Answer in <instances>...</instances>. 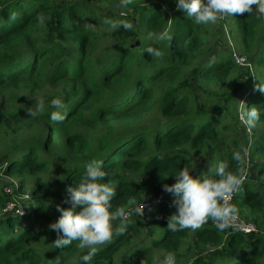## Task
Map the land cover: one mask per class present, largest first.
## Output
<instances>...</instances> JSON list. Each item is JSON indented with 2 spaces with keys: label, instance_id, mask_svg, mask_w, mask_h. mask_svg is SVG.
Returning <instances> with one entry per match:
<instances>
[{
  "label": "trees",
  "instance_id": "obj_1",
  "mask_svg": "<svg viewBox=\"0 0 264 264\" xmlns=\"http://www.w3.org/2000/svg\"><path fill=\"white\" fill-rule=\"evenodd\" d=\"M106 1L0 0V264H83L89 249L56 247L48 225L58 205L70 207L66 189L93 159L115 190L109 212L149 206L142 218L111 221V239L87 264H153L161 252L176 264H264V114L253 132L240 119L242 101L244 110L264 111V18L253 5L251 14L197 25L174 0H135L128 13L101 17L96 3ZM106 18L132 27L110 30ZM157 33L167 37L157 41ZM228 39L251 68L235 63ZM54 97L63 121L49 118ZM41 100L43 112L30 118L27 108ZM242 149L247 156L233 161ZM202 159L209 168L195 169ZM218 162L244 176L231 204L259 233L218 231L211 219L168 231L174 196L163 186L184 167L209 177ZM11 177L18 187L8 194L15 182L2 183ZM26 189L25 214L8 210Z\"/></svg>",
  "mask_w": 264,
  "mask_h": 264
},
{
  "label": "clouds",
  "instance_id": "obj_2",
  "mask_svg": "<svg viewBox=\"0 0 264 264\" xmlns=\"http://www.w3.org/2000/svg\"><path fill=\"white\" fill-rule=\"evenodd\" d=\"M174 2L176 9L184 11L187 17L197 25L214 24L218 16L225 14L234 15L245 12L251 14L254 12L253 5H255L256 16L264 18V0H174ZM130 3L132 0H120L119 6H126ZM104 23L109 25L110 30H116L119 27L127 30L132 27L124 20L114 21L106 18ZM149 36L151 38L152 34L150 33ZM166 37L167 33L155 34L157 41L164 40ZM145 51L151 56L161 55V52L153 47H147ZM234 52L241 56L233 49L232 57ZM246 60L249 66L242 67L251 68L250 62L247 58ZM258 88L261 93H264V84L260 83ZM49 106L55 109L50 112V120L63 121L65 119L60 111L64 108L60 97L52 98ZM43 110L44 102L41 100L34 106L28 107L26 112L30 118H36ZM261 114H264V111H258L256 107H252L242 112L240 119L250 130L255 127ZM247 154V149L234 150L231 158L233 161L241 162ZM102 164V161L96 159L85 163L84 175L78 185L66 189L68 195L62 203L70 207L61 208L58 205L57 211L60 215L55 222L48 225L49 229L57 234V239L54 241L56 247L68 246L72 241H78L81 249L86 247L89 249L80 257L83 264H87L96 254L97 246L111 239L114 231L111 221L119 218L123 225L133 213L142 214L145 207L142 203L132 207L131 210L118 207L114 212H109L115 190L108 183L102 182L106 176ZM227 167L225 162H218L214 170L209 169L212 175L203 178L199 176L194 178L187 167L174 174L175 182L172 185L163 186V191L174 196L171 206L175 208V212L167 218L168 231L177 232L184 229L194 231L208 219L213 221L218 231H223L231 225L237 217L238 209L235 205L229 204L228 199L240 188L244 176L226 171ZM128 204L136 205L135 199L130 198ZM160 264H176L174 254L169 252Z\"/></svg>",
  "mask_w": 264,
  "mask_h": 264
},
{
  "label": "rangeland",
  "instance_id": "obj_3",
  "mask_svg": "<svg viewBox=\"0 0 264 264\" xmlns=\"http://www.w3.org/2000/svg\"><path fill=\"white\" fill-rule=\"evenodd\" d=\"M132 1H135V0H132ZM97 2V1H96ZM96 5H97V9H96V11H97V13L101 16V17H103V16H105V15H107V14H116V13H118V12H125V13H128V12H126V10H125V7L124 6H119L120 5V0H108V1H106L105 3H99V4H97L96 3ZM132 12H135V10H134V8H132L130 11H129V13H132ZM220 18H226V17H228V15H221V16H219ZM233 29V27L232 26H228V28L226 29V34H227V36L229 35L228 33L231 31ZM229 37V36H228ZM228 43H229V45H230V47H231V52H232V50L234 49L236 52H238V49H237V46L235 45V43H234V41L233 40H229L228 39ZM223 44V46H225V42L224 43H222ZM232 45V46H231ZM219 47L220 48H222V45H219ZM248 61L249 62H251L249 59H248ZM242 106H243V101H242V105H241V111L242 112H244L245 110L242 108ZM251 130V132H253V130H252V128L250 129ZM259 130H261V131H263L264 132V129L263 128H261L260 127V129ZM194 158H196V156H194ZM196 163H197V165L195 166V169H200V168H202V166L204 167V168H209V163H206L205 162V160L204 159H202L201 161H199V160H196ZM50 175V174H49ZM190 175H192V176H195L196 175V172H194V170H190ZM33 179H31L30 181H29V188H31L32 187V185H33V181H32ZM13 182H15V184H14V187H11V188H8V190H7V193L8 194H11L12 192H13V190L14 189H16L17 187H18V183H17V181H16V179L14 178V177H11V178H6V179H3V183L2 184H9V183H13ZM4 187V186H3ZM6 188V187H5ZM31 200V198H30V194H29V192H28V189H26V192L23 194H20V195H18V196H13V200L11 201V202H13L14 204H10L9 205V208H8V210H11V209H13V207H15L16 208V206L17 207H19V208H21V209H19V212H20V214H21V216L22 215H24L25 214V211H24V207L25 206H27V204H32V201H30ZM26 204V205H25ZM237 216L240 218V215H238L237 214ZM209 251V250H208ZM163 256V253L161 252L158 256H157V260L153 263V264H160V262L162 261V260H160L159 259V257H162Z\"/></svg>",
  "mask_w": 264,
  "mask_h": 264
},
{
  "label": "built area",
  "instance_id": "obj_4",
  "mask_svg": "<svg viewBox=\"0 0 264 264\" xmlns=\"http://www.w3.org/2000/svg\"><path fill=\"white\" fill-rule=\"evenodd\" d=\"M233 59L234 61L240 65V66H249V64L247 63V60L245 57L240 56L237 53H233ZM233 196L234 193L231 194L230 198L228 199V203L231 204L232 200H233ZM145 207L143 209V213L138 215L141 218L144 217L145 214V209L149 206V204L145 203L144 204ZM9 208V207H8ZM225 229H232L234 231H238L244 234H249V233H259V230L257 228L256 225L245 221L244 219H242L241 217L239 218L238 216L236 217V219L234 221H232L231 225Z\"/></svg>",
  "mask_w": 264,
  "mask_h": 264
}]
</instances>
